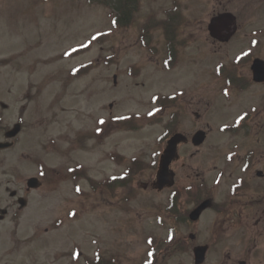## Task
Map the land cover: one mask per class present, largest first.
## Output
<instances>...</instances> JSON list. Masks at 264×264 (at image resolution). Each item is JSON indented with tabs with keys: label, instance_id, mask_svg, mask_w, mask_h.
<instances>
[{
	"label": "rangeland",
	"instance_id": "374dc122",
	"mask_svg": "<svg viewBox=\"0 0 264 264\" xmlns=\"http://www.w3.org/2000/svg\"><path fill=\"white\" fill-rule=\"evenodd\" d=\"M138 5L131 21L114 27L113 13L95 1L0 0V144L11 143L0 150V264H86L94 252L108 251L118 256L116 264H139L147 236L154 231L165 237L161 226L167 216L158 210L156 230L152 205L164 206L169 191L139 187L151 179L172 124L165 106L155 101L172 83L187 84L185 75L204 69L208 82L218 55L203 54L200 44L212 41L208 23L220 12L239 17L242 32L221 51L238 57L250 30L264 29V0H139ZM168 8L180 26L176 39L186 41L171 69L165 64L166 35L154 32L156 17L171 13ZM76 67L79 73L73 72ZM206 97L210 136L199 150L188 147L190 159L175 166L178 185L184 170L207 174L231 147L226 145L231 137L218 128L229 107L221 106L217 90ZM121 116L129 120L125 130L116 121ZM190 117L183 113L181 130L194 129ZM237 139L251 146L249 139ZM114 151L135 157L144 168L132 181V215L123 225L122 195L114 198L101 185L91 188V179L101 183L124 171L108 158ZM31 177H40L43 186L28 190Z\"/></svg>",
	"mask_w": 264,
	"mask_h": 264
},
{
	"label": "flooded vegetation",
	"instance_id": "af4514ba",
	"mask_svg": "<svg viewBox=\"0 0 264 264\" xmlns=\"http://www.w3.org/2000/svg\"><path fill=\"white\" fill-rule=\"evenodd\" d=\"M167 10L171 13L167 11L162 13V18L156 17L159 21L155 20L154 32L162 31L166 35L168 51L165 64L171 69L174 60L178 63L181 55L179 49L186 46V41L176 39L180 26L174 25L175 17L172 14L175 12L169 8ZM234 14L239 27L228 41L218 40L209 32V24L216 15L208 23L207 29L212 41L200 44V50L203 54L209 50L212 55H218L208 82L203 69L190 78L185 75L189 81L187 84L174 87L175 84L172 83L167 94L166 114L172 122L167 141L179 133L182 143L179 146V156L171 165L174 184L159 188L160 181L156 180L159 175L158 155L154 167H151L154 170L151 179L139 186L143 190L158 193L169 191L163 208L159 207L163 204L155 207L152 205L153 221L158 220L156 216L159 215V209L167 216L163 225L167 233L161 238L154 236V231L147 236L152 239V251L143 264H169L177 257V264H186V260L189 264H197V247L206 248V258L202 264H264V29L252 28L247 34V47L242 48L234 59L230 57L229 51L221 52L223 46L232 43L242 32L239 17ZM253 32H261V36L256 37ZM203 54L198 55L203 58ZM210 89L217 90L219 97L223 98L221 106L229 107V116L220 122L218 128H223V134L231 137L232 141L226 144H231V147L226 152L223 150L225 153L218 157L215 168L207 174L194 172L190 175L184 170V182L178 185L175 166L181 160L190 159L188 147L199 150L210 136V122L207 121V111L204 110L209 106L206 95H209ZM184 112L191 113L190 124H196L192 131L180 129ZM240 137L249 139L251 146L246 148L245 141L237 139ZM197 153L198 151L192 153L191 158ZM142 171L144 168L141 165L136 168L135 176H140ZM134 190L136 186L126 185L125 182L108 187V192L116 191L122 195L124 209L121 225L126 220L130 221L133 205L128 201L133 198ZM199 224V229L195 228ZM184 228L185 234H180L179 230L184 231ZM166 238L173 241V247L174 243H184L178 244L180 249L166 248L162 244V249L154 250V241L164 242ZM118 259V256L101 258L94 255L89 259V264H116ZM138 263L142 264V261Z\"/></svg>",
	"mask_w": 264,
	"mask_h": 264
},
{
	"label": "water",
	"instance_id": "95a60500",
	"mask_svg": "<svg viewBox=\"0 0 264 264\" xmlns=\"http://www.w3.org/2000/svg\"><path fill=\"white\" fill-rule=\"evenodd\" d=\"M220 27H227L225 30L222 31V35L224 39H227L235 28V17L232 14H222L212 20L210 24V30L212 34L216 29ZM182 140L181 135H177L172 141H170L166 151L162 156L161 167L159 174L161 175V182L160 186L168 184V180L170 177L173 176L170 170V164L172 161L177 157V146ZM7 144H0V149L7 147ZM30 188H38L40 186V181L37 178H31L28 182ZM197 257L200 260V263L203 262L205 257V248L201 247L197 249Z\"/></svg>",
	"mask_w": 264,
	"mask_h": 264
},
{
	"label": "trees",
	"instance_id": "16d2710c",
	"mask_svg": "<svg viewBox=\"0 0 264 264\" xmlns=\"http://www.w3.org/2000/svg\"><path fill=\"white\" fill-rule=\"evenodd\" d=\"M92 1V0H90ZM96 3L111 8L115 13V24L126 23L132 20L133 13L138 10L139 0H94ZM93 1V2H94ZM118 22V23H117Z\"/></svg>",
	"mask_w": 264,
	"mask_h": 264
}]
</instances>
